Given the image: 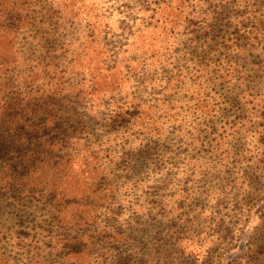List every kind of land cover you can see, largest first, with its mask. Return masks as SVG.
Listing matches in <instances>:
<instances>
[{"label":"rangeland","instance_id":"374dc122","mask_svg":"<svg viewBox=\"0 0 264 264\" xmlns=\"http://www.w3.org/2000/svg\"><path fill=\"white\" fill-rule=\"evenodd\" d=\"M95 2L9 45L80 154L68 208L0 187V264H264V0Z\"/></svg>","mask_w":264,"mask_h":264},{"label":"trees","instance_id":"16d2710c","mask_svg":"<svg viewBox=\"0 0 264 264\" xmlns=\"http://www.w3.org/2000/svg\"><path fill=\"white\" fill-rule=\"evenodd\" d=\"M94 4L99 6L95 0H0V187L15 192L23 189L40 197H47L48 192L52 200L59 197L65 202L62 209L75 205L76 197L70 196L67 189L64 193L59 191L58 184L67 188L64 172L80 154L69 148L71 135L58 130V95L66 93L48 94L41 107H34L28 97L7 91L10 83L2 82V70L12 54V39L22 35L27 27L50 28L49 35L53 36L57 25L71 23ZM67 85L79 90L72 83ZM10 87L14 88L13 82ZM79 161L80 168L88 165L83 158ZM83 206L92 208V202Z\"/></svg>","mask_w":264,"mask_h":264}]
</instances>
